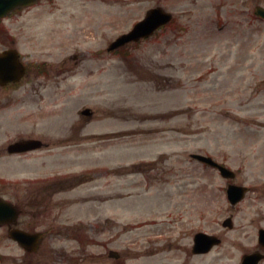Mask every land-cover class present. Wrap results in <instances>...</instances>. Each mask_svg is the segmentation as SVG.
I'll use <instances>...</instances> for the list:
<instances>
[{
	"label": "rangeland",
	"instance_id": "374dc122",
	"mask_svg": "<svg viewBox=\"0 0 264 264\" xmlns=\"http://www.w3.org/2000/svg\"><path fill=\"white\" fill-rule=\"evenodd\" d=\"M257 4L264 6V0H37L13 15L5 21L6 30L21 54L28 59L64 61L67 71L43 87L37 84L43 79L34 81L30 74L29 81L16 90L0 88V106L9 102L0 108V156L10 140L39 137L49 145V136L52 141L49 150L1 157V174L9 179L39 177L79 171L109 158L120 159L122 163L113 165L121 166L131 165L128 160L155 158L147 164L158 166L155 175L141 173L139 178L147 180L148 189L151 183L158 186V200L134 192L130 177H113L101 194H88L104 198L99 208L91 201L88 215L108 216L112 210L119 214L131 207L133 214L127 212L125 217L134 216L152 201L153 215L165 218L155 232L159 240L169 233L171 215L197 218L202 198L211 203L221 181L213 169L189 153L214 154L218 160L232 156L240 161L247 150L235 147L237 142L246 148L250 141L264 140V20L253 11ZM157 5L172 12L170 23L121 52L107 51L113 38ZM84 106L93 109V120L102 121L93 129L127 127L114 135L136 137L87 155L88 151L73 153L54 144V135L68 142L69 119L73 118L74 125L84 123L86 117L79 114ZM79 129L74 127L70 135ZM165 168L169 171L162 174ZM16 182L36 185L38 180ZM14 183L0 181L5 196L9 188H16ZM120 192L123 196L117 195ZM137 237V233L129 235L126 247L139 242ZM109 242L121 250L118 240ZM73 246L81 250V244ZM89 250L102 251L101 260L108 259L104 246L92 245ZM136 250H126L130 257L126 264H150L140 262L141 256L133 253ZM149 250L148 255L154 249ZM154 256L162 263L171 252L158 250ZM109 262L119 264L118 259Z\"/></svg>",
	"mask_w": 264,
	"mask_h": 264
},
{
	"label": "flooded vegetation",
	"instance_id": "af4514ba",
	"mask_svg": "<svg viewBox=\"0 0 264 264\" xmlns=\"http://www.w3.org/2000/svg\"><path fill=\"white\" fill-rule=\"evenodd\" d=\"M28 7L30 6L17 7L0 19V52L7 48H16L12 36L7 33L5 21ZM19 53L23 59L24 71L16 80L6 81L0 75V88L3 90H16L21 83L29 81L27 79L30 74L34 76V81L35 78L43 79L37 84L44 86L47 80H55L63 71H67L63 66L64 61L28 59L20 51ZM16 69L17 66L14 70L10 67L8 71L12 76H16ZM31 84L36 85L34 82ZM30 138L40 139L38 149L47 146L39 137H21L15 141ZM235 147L247 151L242 152L240 161L232 156L231 160H219L231 170V174L226 176L220 170L214 169L221 181L218 183V189H215V198L211 202L214 203L207 208L205 205L211 203H206L203 197L197 218L189 215L185 218L182 214L171 215V228L168 236L161 240L165 242L162 245H159L156 235L151 238L154 232H157V228L154 229L155 222H145L134 227L140 230L137 237L139 242H135V249L138 250L134 251L136 255L141 256L140 262L146 260L150 264H244L242 260L245 258L249 259L246 264H264V140L260 143L250 141L246 148L237 142ZM228 184H234L241 189L238 193L241 195L236 201L232 202L226 193ZM14 187L16 188L8 189L7 196L0 189V196L12 202L17 211V215L7 216L0 221V264H79L91 258L87 257L88 246L93 243L94 235L107 233L105 222L101 229L91 223L86 227L73 222L69 216L63 214L66 207L63 206L64 200L55 196L59 192L55 183L14 184ZM147 225L150 228H147ZM130 230L123 226L120 234L125 235ZM198 232L212 236L210 240L214 244L208 245L207 251H193L194 236ZM14 237L22 240V243H17ZM34 239L38 240L35 244L32 242ZM144 239L147 246L143 245ZM122 242L123 250L118 251L117 259L120 264H126L130 257L126 252L124 237ZM73 243L81 244V250H76L77 247L73 246ZM109 249L108 247L107 253ZM149 249H154L150 255L147 253ZM158 250L170 251L171 256L163 258L162 263H159L158 257L154 256Z\"/></svg>",
	"mask_w": 264,
	"mask_h": 264
},
{
	"label": "water",
	"instance_id": "95a60500",
	"mask_svg": "<svg viewBox=\"0 0 264 264\" xmlns=\"http://www.w3.org/2000/svg\"><path fill=\"white\" fill-rule=\"evenodd\" d=\"M28 1L31 2L32 0H0V16L5 14L15 5L19 3L28 2ZM255 11L257 14L264 17V7L257 6L255 8ZM170 18H171V14L164 11L160 7L150 8L147 11L145 17L142 20L136 22L130 31H128L127 33L121 34L114 41H112L109 45V49L122 45L131 39L136 40L140 36H145L151 33L156 27L169 21ZM1 55L3 56L0 57V71H1V76L4 78V77H8L9 75H11V72L8 71V67L13 68L14 65H17V60H16V55L15 54L11 55L10 51H5ZM7 55H11V56H7ZM9 59H10L11 64H7ZM17 72L21 73L22 70L19 68ZM16 149H21L18 143H15L9 146L10 151H13ZM194 156L214 166H219L210 157H206L200 154H194ZM12 210L13 209L11 208V205H9L7 202H3L0 200V216L4 214H8ZM205 241H207V238L204 237L203 234H197L195 237V245H194L195 249L198 251L206 249L203 247Z\"/></svg>",
	"mask_w": 264,
	"mask_h": 264
},
{
	"label": "crops",
	"instance_id": "0c3cea01",
	"mask_svg": "<svg viewBox=\"0 0 264 264\" xmlns=\"http://www.w3.org/2000/svg\"><path fill=\"white\" fill-rule=\"evenodd\" d=\"M123 144H125V141L119 142L118 144H116L114 146L123 145ZM114 146H111V147L109 146V147L113 148ZM73 150H75V149H73ZM104 150H106V148H104V145H102V144H88V146H84L83 152L85 153L86 151H88L86 153V155H87V154L92 153V152L98 153V152H101ZM72 152L75 153V151H72ZM115 162H120V159H115V158L110 159L109 158L108 160L102 161L101 164H99V163H95L93 165L89 164L86 166V168H91L92 166H103V165H107V164H114ZM86 168H81L79 171L86 169ZM123 176H125V175L121 171L120 173L118 172V173L114 174L113 176L100 178L97 182H95L94 184H92L90 186H86L84 189L73 190L71 192V194L73 195L74 191H79V194H83V195H76V194L73 195V196L77 197V200H80L81 198L84 199L85 198L84 196L91 193V192H99L101 194L100 190H104L106 188V186L108 184H110L113 177L120 179ZM130 183L132 185V180L130 181ZM132 189H134V187H132ZM120 194L123 195V193H121V192L117 193L118 196H120ZM93 202H96V201H93ZM91 203H92L91 201H85V202L79 201V202L74 203L73 205H71L72 214H75L78 217H80V216H86L88 218L97 217L100 214L88 215V212L92 209L91 207H93L90 205ZM101 203H103V202H101ZM101 203H98L97 208L100 207ZM112 211H114V210H112Z\"/></svg>",
	"mask_w": 264,
	"mask_h": 264
}]
</instances>
